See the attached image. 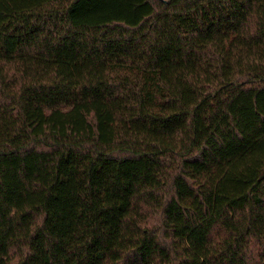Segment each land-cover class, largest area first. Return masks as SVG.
I'll list each match as a JSON object with an SVG mask.
<instances>
[{
    "label": "trees",
    "instance_id": "1",
    "mask_svg": "<svg viewBox=\"0 0 264 264\" xmlns=\"http://www.w3.org/2000/svg\"><path fill=\"white\" fill-rule=\"evenodd\" d=\"M0 264H264V0H0Z\"/></svg>",
    "mask_w": 264,
    "mask_h": 264
},
{
    "label": "rangeland",
    "instance_id": "2",
    "mask_svg": "<svg viewBox=\"0 0 264 264\" xmlns=\"http://www.w3.org/2000/svg\"><path fill=\"white\" fill-rule=\"evenodd\" d=\"M217 108L218 111L216 115H214V112ZM223 114H224V106L222 102L218 100L209 102L200 113L199 121H200L201 130L205 133L211 131L216 123L215 119L212 116H215V118H219ZM201 143L202 142H200L199 146H201Z\"/></svg>",
    "mask_w": 264,
    "mask_h": 264
}]
</instances>
